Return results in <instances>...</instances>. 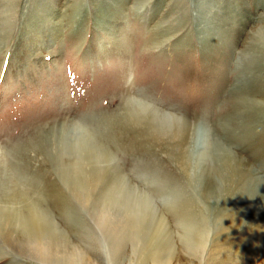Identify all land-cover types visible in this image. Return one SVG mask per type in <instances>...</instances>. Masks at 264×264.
I'll return each instance as SVG.
<instances>
[{
	"label": "rangeland",
	"instance_id": "374dc122",
	"mask_svg": "<svg viewBox=\"0 0 264 264\" xmlns=\"http://www.w3.org/2000/svg\"><path fill=\"white\" fill-rule=\"evenodd\" d=\"M7 2L0 0V146L29 177L24 193L41 198L67 237L85 247L92 232L78 220L83 210L48 146L52 126L72 120L105 143L130 183L155 200L175 244L174 202L189 218L207 219L203 260L176 246L179 257L167 264H217L215 257L218 264H264V114L255 110L264 112V52L249 48L256 31L264 35V0H20L16 16ZM135 100L174 113L191 133L207 127L235 160L245 158L242 189L260 180L261 195L241 211L235 201L202 200L175 160L173 141L134 122ZM236 217L247 222L225 230L226 219ZM214 240L218 255L209 251ZM42 263L49 264L19 255L0 235V264Z\"/></svg>",
	"mask_w": 264,
	"mask_h": 264
},
{
	"label": "bare ground",
	"instance_id": "6f19581e",
	"mask_svg": "<svg viewBox=\"0 0 264 264\" xmlns=\"http://www.w3.org/2000/svg\"><path fill=\"white\" fill-rule=\"evenodd\" d=\"M18 1L7 2L12 5L8 9L15 13L14 16L18 11ZM255 33L249 48L264 52V35L261 36L260 31ZM130 105L133 107L130 112L134 122L147 134L165 135L173 141L169 146L177 151L175 160L190 173L191 181L202 200L217 198L222 205L235 201L241 211L247 207L244 202L250 200L252 195L254 199L261 195L260 180L251 183L247 190L242 189L248 175L242 168L245 158L236 157L239 159L235 160V152L230 149L232 147L229 148L214 137L207 127H196L191 133L189 123L187 125L172 112L158 108L150 111L139 100ZM259 106L255 108L256 112L264 114ZM69 121L58 125V128L52 126L48 146L56 147L51 155L60 178L80 204L79 210H83L78 220L92 230L90 237L87 236L89 240H84L85 247L77 246L52 220L48 209L42 207L41 198L34 195L29 197L24 193L31 183L29 177L20 170L15 161L16 156L13 157L10 151L0 146V235L5 245L19 255L49 264H106L105 256L111 264H146L147 261L149 264H167L174 256L179 257L178 252L175 255L173 253L176 246H180L186 256L202 259L210 232L207 219L189 218L183 204L174 202L177 209L173 215L178 217L175 224L180 241L179 245L178 241L175 244L167 217L154 203L155 200L130 183L116 161L115 154L105 143L97 140L96 135L81 123ZM194 133L195 138L192 137ZM254 174L258 175L257 172ZM226 220L225 230L247 222L239 221L237 217L236 220ZM215 240L208 247L212 254L218 255L215 252L220 242L211 249ZM221 241L224 249H228L229 240L226 238ZM118 255L119 260L122 256L121 262L117 260ZM216 258L214 261L218 264Z\"/></svg>",
	"mask_w": 264,
	"mask_h": 264
}]
</instances>
